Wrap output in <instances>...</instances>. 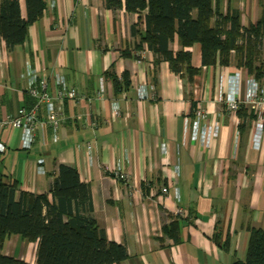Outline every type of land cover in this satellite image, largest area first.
<instances>
[{
    "label": "crops",
    "instance_id": "obj_1",
    "mask_svg": "<svg viewBox=\"0 0 264 264\" xmlns=\"http://www.w3.org/2000/svg\"><path fill=\"white\" fill-rule=\"evenodd\" d=\"M45 2L43 17L29 26L22 46L8 51L0 36V122L35 102L26 92L31 73L45 81L51 96L62 78L83 91L85 99L56 100L67 134L48 144H43L40 127L35 141L24 147L21 129L0 124V174L15 179L22 191L42 194L56 176L57 164L75 166L90 185L96 220L108 239L128 250L120 264H232L245 259L251 229H264V138L256 147L254 119L241 131L240 116L222 98L231 92L232 77L240 74V106L246 107L252 79L247 69L235 61L204 66L201 47L195 45L190 48L192 65L200 73L189 80L187 74L174 73L167 61L156 66L146 45L136 48L131 26L138 14L124 7L109 9L106 0ZM19 3L26 18V0ZM262 3L222 0L221 10L239 12L242 25H248L258 21ZM171 48L180 46L176 41ZM112 68L119 79L129 72L127 91L114 92L105 74ZM152 84L155 91L142 97V89L149 91ZM199 108L206 111L207 124L218 123L208 144L192 139ZM40 117L45 119L44 105ZM119 170L130 176L128 181L116 177ZM217 232L220 244L213 238ZM227 237L228 249L222 247ZM2 252L37 264L38 242L12 235Z\"/></svg>",
    "mask_w": 264,
    "mask_h": 264
},
{
    "label": "trees",
    "instance_id": "obj_2",
    "mask_svg": "<svg viewBox=\"0 0 264 264\" xmlns=\"http://www.w3.org/2000/svg\"><path fill=\"white\" fill-rule=\"evenodd\" d=\"M222 0H106L109 9L122 7L138 14L131 33L137 49L146 45L155 54V65L167 61L170 69L191 80L200 73L192 65L191 47L200 45L202 64L228 66L235 61L263 83L264 3L256 23L242 25L239 12L223 13ZM27 17L21 16L19 0H0V36L8 51L22 46L31 24L40 20L45 0H26ZM142 25L144 28L142 29ZM180 48L174 51L171 44ZM114 92L131 87L129 72L119 79L113 68L105 72ZM239 128L243 131L255 119L253 111L240 106ZM57 174L46 193L22 191L15 179L0 174V264H24L5 255V241L19 235L38 242L37 264H120L128 258L124 244L108 239L94 216L91 188L80 179L75 166L57 164ZM175 242L179 239L170 233ZM220 233L213 236L220 244ZM229 248V237L222 243ZM232 264H264V229H251L246 258Z\"/></svg>",
    "mask_w": 264,
    "mask_h": 264
},
{
    "label": "built area",
    "instance_id": "obj_3",
    "mask_svg": "<svg viewBox=\"0 0 264 264\" xmlns=\"http://www.w3.org/2000/svg\"><path fill=\"white\" fill-rule=\"evenodd\" d=\"M239 77L240 74H236L232 77L231 92L226 95V98L222 100L225 102L229 111L237 113L240 108V96H239ZM251 89L245 96L243 102L246 107L253 111L255 114L254 119V133L253 142L256 147L262 144L264 138V76L263 83L260 86L259 82L253 77L250 79ZM149 91L142 89L141 96L149 97L152 92L155 91V86L152 84L149 86ZM26 92L33 98L35 102L31 106H22L19 108L15 116H8L3 119L0 124L12 129H21L23 146L30 147L35 141L36 130L40 127L42 131L43 144H48L50 140L56 141L60 135L67 134V128L62 126L64 119V113L61 108L56 104V100L63 102L67 100H83L85 95L83 91L76 87L69 86L64 79H57V93L55 96H51L47 89L46 83L38 81L36 75L31 73ZM45 107V119H41L40 110L42 106ZM177 111H181V107L177 106ZM116 117L120 115L119 107L114 111ZM197 119L195 121L194 132L192 133V139L195 141H201L203 144H208L209 133L211 129H215L218 123L212 127L211 124H207V113L204 109L199 108L196 110ZM201 121L206 122L201 126ZM51 129V135L48 134V128ZM49 137L51 139H49ZM4 149L3 143L0 142V150ZM39 164L43 163V159H39ZM42 172L45 171L42 165L39 166ZM116 177L121 180L128 181L129 175L122 171L115 172ZM166 191V189H164ZM181 212V210H179Z\"/></svg>",
    "mask_w": 264,
    "mask_h": 264
}]
</instances>
